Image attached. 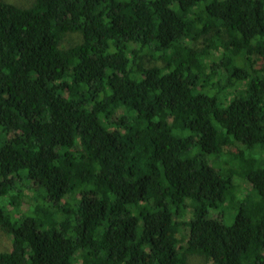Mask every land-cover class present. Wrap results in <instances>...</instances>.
I'll return each instance as SVG.
<instances>
[{
  "label": "trees",
  "instance_id": "obj_1",
  "mask_svg": "<svg viewBox=\"0 0 264 264\" xmlns=\"http://www.w3.org/2000/svg\"><path fill=\"white\" fill-rule=\"evenodd\" d=\"M28 188L0 264H264V0H0V201Z\"/></svg>",
  "mask_w": 264,
  "mask_h": 264
},
{
  "label": "rangeland",
  "instance_id": "obj_2",
  "mask_svg": "<svg viewBox=\"0 0 264 264\" xmlns=\"http://www.w3.org/2000/svg\"><path fill=\"white\" fill-rule=\"evenodd\" d=\"M6 3H10L13 4L15 6H19V7H30L35 0H3ZM80 40L79 35L77 34H68L66 39L63 42L64 46H70L71 44H74L76 42H78ZM158 65H162L161 62H155ZM263 65V61L261 60H257V64L256 67H260ZM218 71H220V73L222 72V74H226V72L224 70H221L220 68L217 69ZM206 93L209 95H212L215 93V91L213 90H209V88L205 89ZM237 151V147L235 146H229L227 148L224 149V152L227 154H231L232 152ZM247 155H250L249 151L245 152ZM221 155V154H220ZM209 159L211 160V162H213L215 165H217V169L226 177L230 171L234 170V171H238L239 167L235 164V163H231L229 160V156L228 155H221V157L219 158L220 160H215L216 156L215 155H211L209 156ZM214 159V160H213ZM221 165V166H219ZM238 176H236V182L238 184V187L236 188V191L234 192V197H233V201L231 206L228 202L225 203V205L221 206L220 208H209L207 210L206 213V217L208 218H219L221 220H223L226 224H231L232 222H234V219L237 215V213L239 212L240 208L242 206L246 207L249 206L252 202L256 201L258 199V196L256 193H254L252 191V187L251 184L249 183V181H246L244 178H242V172L237 174ZM25 189V186H23ZM12 193V192H11ZM33 195L31 189H26V191L24 192V198L22 199V206L20 208L19 211H14L13 210V206L7 204V200L8 197L10 195H7L5 199H2L0 201V207L3 208L5 205L3 204L6 201V207L7 210H9V213L15 217H19L21 214H23L24 212H27L29 210V197H31ZM5 200V201H4ZM230 207H227V206ZM192 208V207H191ZM7 210L5 209V211L7 212ZM192 209H190L188 212H191ZM8 213V212H7ZM192 213H189V215H185L183 217H181L182 221H188L191 219L192 217ZM12 216V217H13ZM15 217H13V219H16ZM185 231L184 229H182L179 233L180 237H182ZM12 248V238L10 235H8L6 232H4L2 230V228L0 227V250L1 251H9ZM205 260L204 257L199 256V255H191L189 256V264H205Z\"/></svg>",
  "mask_w": 264,
  "mask_h": 264
}]
</instances>
